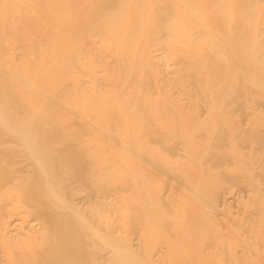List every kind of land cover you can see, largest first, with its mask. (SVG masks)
I'll return each instance as SVG.
<instances>
[{
    "label": "rangeland",
    "instance_id": "1",
    "mask_svg": "<svg viewBox=\"0 0 264 264\" xmlns=\"http://www.w3.org/2000/svg\"><path fill=\"white\" fill-rule=\"evenodd\" d=\"M46 2L0 0V79L10 84L0 86V111L25 131L18 121L32 119L33 109L20 93L35 95L53 111L55 123L83 134L79 149L114 178H123L124 160L130 156L137 162L140 157L128 151L127 140L106 135V130L123 131L118 125L122 119H114L112 111H120L127 123L130 112L132 116L139 105L150 104L142 114H148L150 127L165 136V145L146 139L143 143L164 158L159 163L171 171L167 175L178 172L175 181L163 171L152 173L146 165L153 176L147 186H136L135 195L112 186L109 194L87 197L83 187L69 182L65 190L77 194L69 200L77 209L74 220L87 230L83 240L88 258L82 264H127L116 247L99 249L107 244L106 235L119 240L130 257L146 264H169L165 247L154 241L158 236L173 240L175 233L167 229L181 223L203 238L199 247L211 264H264V0H227L221 8L211 0H173L175 6L180 4L177 23L191 34V41L184 40L182 30L172 33L170 28L161 36L153 27L135 36L127 22L113 38L108 31L90 30L66 61L67 50L81 33L73 31L71 44L63 46L61 39L49 42L36 35L37 29L52 24L39 17L49 13ZM152 4L157 0H149L148 15ZM129 8H134L132 3ZM30 21H36L35 27L28 30ZM23 31H28L25 39L20 36ZM43 82L45 93L38 94V83L41 87ZM15 93L20 109L12 99ZM12 128L0 118L6 137ZM89 140H96V145ZM21 144L7 140L1 149L17 152ZM25 158L18 152L10 157L19 178L32 175ZM38 173L43 175V168ZM130 179L142 181L138 175ZM94 183L105 185L101 178ZM148 186L158 189L157 194L145 195L143 204L136 202ZM8 211L9 204L5 213L0 212V223L10 226L6 237L0 228V239L16 244L12 257L21 264L34 251L28 245H44L53 236L29 217L33 208L10 216ZM25 218L29 221L23 222ZM145 218L160 220L161 227H149L159 229L158 235L144 231ZM4 254L0 244V264H7Z\"/></svg>",
    "mask_w": 264,
    "mask_h": 264
},
{
    "label": "bare ground",
    "instance_id": "2",
    "mask_svg": "<svg viewBox=\"0 0 264 264\" xmlns=\"http://www.w3.org/2000/svg\"><path fill=\"white\" fill-rule=\"evenodd\" d=\"M211 2H215L221 8L227 0H211ZM131 3L132 7H134L132 10L129 8ZM157 3L154 6L152 4V15H148L149 0H47L45 6L49 7V13L39 17L41 20L51 22L52 24L43 30L37 29L35 34L46 37L49 42L55 38H58V41L61 39V45L63 46L68 43L71 44V38L75 34L73 31L80 32V38L75 40L74 46L67 50L64 56L65 61L72 59L74 52L85 41L90 30L97 32L108 31L113 38V36H119L123 23L125 24L127 22L132 24L131 33H135V36L138 34L141 36L140 33L144 29L148 31L153 27V31H156V34L160 33L159 36L167 28H170L169 32L172 33H176V30L177 32L182 30L181 36L184 40L190 39L191 34L185 28H182L181 23L179 25L177 23V18L180 17V12L178 13L180 4H176L175 6L173 0H157ZM191 6L188 3L186 5V7ZM173 12H176V14ZM2 16L3 14H0V17ZM34 22L36 21H30L28 30L35 27ZM20 36L25 39L28 37V31H23ZM187 45V51H190V44ZM33 81H35V78H33ZM9 85L8 82H5V80L3 82L0 79V86L9 87ZM38 86L39 91L36 90L38 94L45 93V83L43 82L41 87L40 83H38ZM35 87H37V84ZM19 91L21 90L19 89L18 93H20ZM20 95L24 96L25 100L22 99L28 102V105L33 109L31 113L33 116L32 119L18 121L20 127H26L27 131L26 129L25 131H21L22 129L19 130L15 119L0 111V118L3 117L4 124L6 122V125L13 127V132H10L8 137L5 136V132L0 131V212L5 213L4 211L8 204L12 210L11 212L8 211L9 213L7 214L9 216L10 213L33 208V212L28 214L30 215L29 217H32L37 223L41 222L39 226L49 231L53 236L51 240L46 238L47 241L44 245L40 246L37 243L36 246L38 247L27 246L29 247L28 249L34 250L32 254L29 253V256L23 255L24 258L28 259H25L27 264H82L88 258L87 250V253L84 251L83 240L87 234V230L84 227V223H79L78 225L74 220L73 213L77 212V209L74 204L69 203V200H73L72 198H75L77 194L75 195L70 191H66V186H69V182L70 184L80 185L85 190V193L87 192V197H93L98 192L104 195L109 194L107 188L112 186H119L121 189L130 190L135 195L134 190L136 186L140 185L141 188L142 186H147L150 182L147 180H150L149 177L153 176L145 170L146 165H149L151 170H153L152 173L156 175L162 171L166 175L171 174L168 173L171 171L160 166L159 161L164 158L159 152L154 149L152 150L143 143L146 139L156 142L159 145H165L166 138L162 133H156L150 127L152 120L149 118V115L144 112L142 114V110L145 111L144 107L150 109V104L143 103L139 105L132 112V116L130 112V122L127 123H124L120 111L115 112L116 109L112 111L114 119H122L123 124L118 125L121 126V129L123 128V131L119 130V128L117 133L114 134L113 131L106 130V135L110 138L113 136V138L127 140L128 151L140 157V159L135 158L138 159L137 162L132 159L135 163H139L138 167L130 159V156L129 159L126 158L124 160L126 172L122 175L128 176L127 179L125 176L123 178H114L116 176L112 175V173L110 174L104 171L103 164L99 167L93 162L91 155L79 149L78 144L81 142L80 138L83 137V134H74V131L69 129L70 126L67 127L61 123H55L53 111L49 109L43 100V102L37 101L34 98L35 95H29V93H23V91H21ZM26 98H30V101H27L28 99L26 100ZM8 99L15 100L16 104L21 102L19 95L16 93L12 99L10 96H8ZM72 102L70 101L69 103ZM16 104L13 105L17 107ZM93 115L96 118V112L93 111ZM113 129H117V127L112 126ZM7 140L22 143L23 148L17 152L26 157L25 159L30 166L32 175L20 178L16 176L18 170L11 165L10 157L14 156L17 152L10 149H1L2 143ZM21 140L28 141L21 142ZM89 142L95 144L97 141L89 140ZM91 144L90 148L92 147ZM139 144L140 148L141 144L143 148L145 147L144 150H139ZM142 165L144 167L141 169ZM40 168H43V175L38 173L40 172ZM133 175H138L142 181L140 183L138 180L131 182L130 177ZM167 176L177 181L178 172H175L174 176ZM100 178L105 181L104 184L106 187L105 185L99 186L94 183L96 179L98 181ZM16 179L18 180L16 181ZM10 183L11 185L9 186ZM152 189V186H148L145 193L141 190L142 195L140 197L142 198H137L135 201H140L142 204L145 203V195L157 194L158 189ZM133 197L132 194L130 196L128 195L126 197L127 202H130ZM147 214L152 215L154 213L147 212ZM172 217H174L173 213ZM146 219L143 223L144 231L148 235H150V231L158 235L159 229L158 231L155 229L152 231L149 227L155 226L156 228L158 227V223L161 227L160 220L151 222L150 219L148 221ZM27 220L25 218L23 222ZM183 221L184 219H181V222ZM170 226L167 231H173L175 233L176 236L173 240H168L167 238L163 240L161 236H158L154 241L157 243L161 242L165 247L169 264H211V261L208 260L210 257L204 254L202 252L204 250H200L199 247L200 244L203 245V238L194 234L192 227H187L183 223L175 226L170 224ZM9 227V222H5L4 224L0 223L2 236L6 237L5 234L7 235ZM163 236H165L164 232ZM3 239H0V244L4 249L5 254L3 258L6 263L20 264L19 262L15 263L12 257V254H15V248H17L16 244L10 239ZM105 239L107 244L99 248L100 250L104 251L106 248L112 249L116 247L122 256L123 254L125 255V261L122 260V262H127V264H146L143 259L130 257L126 248L124 249L125 253H123L122 248L124 247L119 240L107 235ZM143 243H145L144 237ZM206 244L204 246H208V243ZM21 258L24 259L23 257ZM25 260L21 264H26Z\"/></svg>",
    "mask_w": 264,
    "mask_h": 264
}]
</instances>
